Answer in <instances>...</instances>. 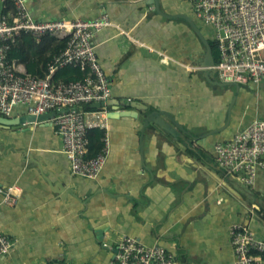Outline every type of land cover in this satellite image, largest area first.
Instances as JSON below:
<instances>
[{
	"label": "crops",
	"instance_id": "1",
	"mask_svg": "<svg viewBox=\"0 0 264 264\" xmlns=\"http://www.w3.org/2000/svg\"><path fill=\"white\" fill-rule=\"evenodd\" d=\"M152 1L25 0L36 20L105 15L113 23L92 36L111 87L100 107L110 147L96 180L75 176L51 118L21 122L24 106L3 116L0 188L13 187L17 201L6 204L0 193V231L12 244L0 264H110L122 234L159 241L179 264H235L231 224L264 240V165L249 188L212 163L216 142L264 117V82L239 89L210 83L200 66L205 45L186 16L204 31L188 0H157L161 12ZM11 11L0 0V16ZM17 38L22 57L12 59L27 73L62 39ZM207 84L222 94H205ZM157 109L195 135L216 131L202 147L173 123L177 137L145 127V114Z\"/></svg>",
	"mask_w": 264,
	"mask_h": 264
},
{
	"label": "built area",
	"instance_id": "2",
	"mask_svg": "<svg viewBox=\"0 0 264 264\" xmlns=\"http://www.w3.org/2000/svg\"><path fill=\"white\" fill-rule=\"evenodd\" d=\"M10 3L12 13L0 16V116H9L16 106L38 116L54 112L51 122L62 141V151L75 176L96 180L109 153V139L93 156L88 153V130L104 129L105 112L100 107L83 109V105L107 101L111 87L99 63L92 36L113 23L102 15L92 20H36L25 0H1ZM196 17L215 33L218 53L211 68L219 81L238 85L264 82V0H188ZM39 40L45 35L66 38V44L47 64L43 77L27 73L8 58L19 35ZM78 64L87 69L86 76L75 81L52 80L55 71L65 65ZM215 162L247 187L255 183L257 168L264 165V118H256L229 139L216 142ZM3 201L14 204L13 187L0 188ZM235 264H264V240L240 224L229 227ZM106 245V244H104ZM10 239L0 231V256L11 249ZM110 264H179L173 252L156 241L146 245L138 238L122 234L113 247Z\"/></svg>",
	"mask_w": 264,
	"mask_h": 264
},
{
	"label": "water",
	"instance_id": "3",
	"mask_svg": "<svg viewBox=\"0 0 264 264\" xmlns=\"http://www.w3.org/2000/svg\"><path fill=\"white\" fill-rule=\"evenodd\" d=\"M155 6H156V10L158 12H161L159 9V5H158V1L157 0H153L152 1ZM150 2V3H152ZM186 19L188 20V22L190 23L191 27L193 28L194 32L197 34V36L200 38V40L203 42V44L205 45V53L202 57V60L200 62V66H201V70L204 72V77L212 84L215 85H219V86H227L230 85V83H225L222 81H219L218 79H215V72L213 71V69L211 68V66L214 63L213 60V54H212V48L209 44V42L205 39V37L203 36V34L199 31V29L196 27L194 21L186 16ZM214 75V76H213ZM216 77V76H215ZM236 87H238L236 85ZM108 101H100V102H93L89 105V107L92 108H97V107H102L105 104H107ZM166 114V113H164ZM54 115V112H47L38 116H34L31 114H28L27 116L22 117L20 120L21 122L23 120H29V121H45L48 120L49 118H51ZM119 115H131V112L127 111L125 113H119ZM163 113H161V111L159 109L155 110V111H151L147 114H145L144 116V126H148L150 123H153L155 126H157L161 131H165L175 137H177V133L176 131L173 129V127H171V123H173V125L175 127H177L178 129H180L181 131H183L184 133H186L187 135H189V137L191 139H193L198 145L205 147V137L210 134L213 133L215 130L209 131L206 134H202V135H195L190 131H186L185 129H183V127L172 117L169 116V121L165 120L162 117ZM8 119H6L3 116H0V122L1 123H6ZM213 165L217 168L218 172L224 173L225 169L220 167L216 162H212ZM235 178V177H234Z\"/></svg>",
	"mask_w": 264,
	"mask_h": 264
},
{
	"label": "trees",
	"instance_id": "4",
	"mask_svg": "<svg viewBox=\"0 0 264 264\" xmlns=\"http://www.w3.org/2000/svg\"><path fill=\"white\" fill-rule=\"evenodd\" d=\"M21 36V38H23L24 40H27L28 42L36 40L34 38H32L29 35H19ZM49 36H53V35H45L43 37H41L39 40L36 41H40L42 40L44 37H49ZM55 37V36H54ZM26 38V39H25ZM18 40H20L19 38H16L14 43L11 46V49L8 53V58L12 59V58H19L22 57V49L21 47L18 45ZM212 43V42H211ZM66 44V38H62L60 39V42L56 45V53L52 54V56H50L49 58H45L43 59L42 62V66L38 69L35 70L33 68H31L30 66H27L29 73L33 74V75H37L40 77H43L46 72H47V64L50 62V60L52 59V57L56 54L59 53L60 50H62L64 48ZM212 54H213V60L214 62L216 61L217 57H218V53L216 50V46L215 43H212ZM22 59V58H21ZM87 73V69H82L80 67V65L78 64H70V65H65L63 67L58 68L55 73L52 76V80L54 82L57 81H63V82H69V81H75L78 79H82L86 76ZM83 109H89V105H83L82 106ZM105 134V129L103 128H99V127H94L88 130V139H89V144H88V153L87 156H93L95 154H97L99 152V150L101 149L103 142L101 140V137ZM264 257V256H263Z\"/></svg>",
	"mask_w": 264,
	"mask_h": 264
},
{
	"label": "rangeland",
	"instance_id": "5",
	"mask_svg": "<svg viewBox=\"0 0 264 264\" xmlns=\"http://www.w3.org/2000/svg\"><path fill=\"white\" fill-rule=\"evenodd\" d=\"M198 21V23L201 25V28H202V30L204 31V33H205V35H206V37L208 38V40L210 41V42H212V43H214V40H215V33L213 32V30H212V28L211 27H209V26H207V25H204V23L203 22H200L199 20H197ZM203 23V24H202ZM214 76V75H213ZM214 78L215 79H217L215 76H214ZM236 85L238 86V87H236ZM240 86H243V85H238V84H230V85H227V86H223V87H225V88H230V87H235V88H237V89H239L240 88ZM254 92V90L253 89H247V94H248V96H250L251 97V95L253 94V92ZM222 92H223V90H222V88L221 87H219V86H215V85H211V84H207L206 85V88H205V94H208V95H220V94H222ZM259 118H264V117H259ZM264 158V157H263Z\"/></svg>",
	"mask_w": 264,
	"mask_h": 264
},
{
	"label": "bare ground",
	"instance_id": "6",
	"mask_svg": "<svg viewBox=\"0 0 264 264\" xmlns=\"http://www.w3.org/2000/svg\"><path fill=\"white\" fill-rule=\"evenodd\" d=\"M226 175H228V176H231V177H233L234 178V176L232 175V174H230L229 172H224ZM234 179H236V180H238L237 178H234ZM239 181V180H238Z\"/></svg>",
	"mask_w": 264,
	"mask_h": 264
},
{
	"label": "flooded vegetation",
	"instance_id": "7",
	"mask_svg": "<svg viewBox=\"0 0 264 264\" xmlns=\"http://www.w3.org/2000/svg\"><path fill=\"white\" fill-rule=\"evenodd\" d=\"M204 35H205V33H204ZM203 35V36H204ZM205 37V39L209 42V44H210V46H211V48H212V43L208 40V38L206 37V35L204 36Z\"/></svg>",
	"mask_w": 264,
	"mask_h": 264
}]
</instances>
